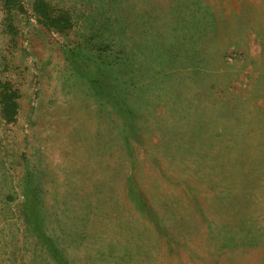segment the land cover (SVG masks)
Masks as SVG:
<instances>
[{
    "label": "rangeland",
    "instance_id": "rangeland-1",
    "mask_svg": "<svg viewBox=\"0 0 264 264\" xmlns=\"http://www.w3.org/2000/svg\"><path fill=\"white\" fill-rule=\"evenodd\" d=\"M37 1L0 0V264H264V0Z\"/></svg>",
    "mask_w": 264,
    "mask_h": 264
},
{
    "label": "trees",
    "instance_id": "trees-1",
    "mask_svg": "<svg viewBox=\"0 0 264 264\" xmlns=\"http://www.w3.org/2000/svg\"><path fill=\"white\" fill-rule=\"evenodd\" d=\"M37 3H42V2L39 0V1L36 2V4H37ZM33 5H35V2L33 3ZM75 56L77 57L78 55L76 54ZM76 57H75V58H76ZM76 62H78V61H75V59H74V60H73V63L76 64Z\"/></svg>",
    "mask_w": 264,
    "mask_h": 264
}]
</instances>
